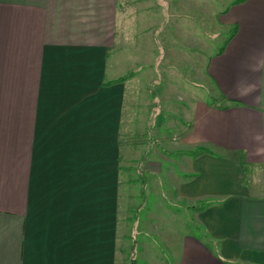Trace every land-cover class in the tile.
<instances>
[{
	"label": "crops",
	"instance_id": "crops-1",
	"mask_svg": "<svg viewBox=\"0 0 264 264\" xmlns=\"http://www.w3.org/2000/svg\"><path fill=\"white\" fill-rule=\"evenodd\" d=\"M141 1L0 0V264H117V230L131 211L121 172L127 182L133 153L135 226L158 224V213L145 219L147 193L168 186L209 237H180L178 264H264V0L220 11L223 40L236 33L204 57L200 78L224 101H195L182 109L187 121L166 122L186 146L177 159L149 106L181 93L182 77L140 69L161 53L137 42V17L133 29L120 20ZM142 98L153 102L138 109ZM176 163L181 174L167 168Z\"/></svg>",
	"mask_w": 264,
	"mask_h": 264
},
{
	"label": "rangeland",
	"instance_id": "rangeland-1",
	"mask_svg": "<svg viewBox=\"0 0 264 264\" xmlns=\"http://www.w3.org/2000/svg\"><path fill=\"white\" fill-rule=\"evenodd\" d=\"M232 1L234 0H142L141 6L140 2L136 4V16L124 14L120 18V20L132 22L133 29L135 17H137L136 29L137 35H140L137 38V42H140L139 38L141 37V43L144 42V45L154 44L161 53L156 66H143L140 69L153 70L154 74L160 77L165 75H179L182 77V79L178 78L179 84L185 87V89L181 90L185 94L184 98H182V92L177 93L170 100L158 98L153 102L150 98H142L141 106L137 107L138 109L142 108L145 105V101L153 102V106H149V108L153 107L155 110L152 116L153 121L160 119L159 129H164L160 134L162 137L167 134L170 138L175 137V142L169 144L166 149H173L176 159L181 156L180 154L183 150H186V146L180 142L181 137L179 134L181 131L177 132L172 127L166 130V122L170 119L175 122L187 121L189 117L183 113L187 109H182L189 107L195 101H203L208 106L222 104L224 101V97L214 81L209 77L208 79H201L200 76H202L201 69L204 57L213 55L217 51L230 30L226 31V37L223 40V35L219 31L218 16L220 11L225 9ZM127 8H129V5H127ZM139 9L142 10V13L138 14ZM133 37L134 30L132 35H127L128 43H133L131 41ZM118 39L115 48L109 54V72L118 70L117 62L121 32L120 35L118 33ZM167 47H174L178 51L174 53L168 51L170 58L165 59L164 53ZM145 53L150 57L151 55L154 56L158 51H150L148 49ZM162 63L165 65L164 67L161 66ZM138 75H141V72ZM134 133L135 130L131 131L132 136H134ZM149 133L151 134V130H149ZM192 136L196 137L193 134ZM210 136L214 137L213 135ZM155 142H149L150 144L147 145L146 149L154 147ZM131 144H133V139L128 141V148ZM134 161L135 156L133 153L128 160L127 182L125 181L126 171L121 170V201L124 200V195L127 193L126 205L131 211L126 212L125 215L128 216V219L123 223V227L119 228V232L117 230V236L119 237V242L117 243L118 252L120 254L122 251L125 252L122 258H117V264H178L180 237L195 236L206 238L207 240H209V237H206V231L196 222L192 206L189 207L187 200H179L177 195L175 200H173L168 195V186L166 187L168 190L160 187L159 194L152 190L151 187L147 193L148 198L144 208L147 210L148 218L145 217V219L148 220L150 215L153 216L158 213V224L156 225V222L153 221L155 222L154 226H151L150 223L142 226L139 223V225L135 226V208L139 203L136 201L140 200L141 196L136 194L138 187L136 183L134 184ZM172 166V164H168L167 168H172V170L176 168V173L181 174L182 168L177 163ZM160 204H164V207L162 210H157L156 207ZM166 204L168 207H165ZM177 245H179V251ZM135 247L138 248V252L133 251Z\"/></svg>",
	"mask_w": 264,
	"mask_h": 264
},
{
	"label": "trees",
	"instance_id": "trees-1",
	"mask_svg": "<svg viewBox=\"0 0 264 264\" xmlns=\"http://www.w3.org/2000/svg\"><path fill=\"white\" fill-rule=\"evenodd\" d=\"M245 0H234L233 2H231V4L233 5V4H235V3H240V2H244ZM230 4V5H231ZM229 5V6H230ZM228 6V7H229ZM228 7L224 10V12L226 11L227 12V10H228ZM236 33V27L233 29V30H229L228 32H227V37H226V39L224 40V42H223V44H222V48H221V51L220 52H222L223 50H224V48H225V45L229 42V40L233 37V35Z\"/></svg>",
	"mask_w": 264,
	"mask_h": 264
}]
</instances>
